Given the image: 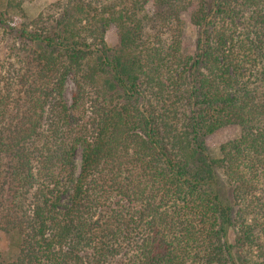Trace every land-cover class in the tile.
<instances>
[{
    "label": "trees",
    "instance_id": "1",
    "mask_svg": "<svg viewBox=\"0 0 264 264\" xmlns=\"http://www.w3.org/2000/svg\"><path fill=\"white\" fill-rule=\"evenodd\" d=\"M32 1L0 0V264H264V0Z\"/></svg>",
    "mask_w": 264,
    "mask_h": 264
},
{
    "label": "rangeland",
    "instance_id": "2",
    "mask_svg": "<svg viewBox=\"0 0 264 264\" xmlns=\"http://www.w3.org/2000/svg\"><path fill=\"white\" fill-rule=\"evenodd\" d=\"M57 0H33L30 3L26 4V7L28 8V11L31 12L32 16L37 15L40 11L45 10L48 5L55 2ZM197 28L192 25L191 23L186 24L185 32H184V44L185 47L190 48L193 50L195 48V43L197 39ZM0 33V56L2 57L4 55V52L6 50V44L4 43L3 38H1ZM107 41L110 46H113L117 40V31L115 28H111L106 35ZM74 90V84L69 79L66 83V88L64 92V98L67 102H71L72 99V93ZM238 134V129L234 126H228L225 128H222L215 133L207 136L206 142L207 146L210 148V150L213 153H217L220 145L231 139L234 138ZM80 163V154H78L77 157V164ZM67 197V196H65ZM232 239L234 238V234L231 233ZM0 255L6 260H13L18 255V248L14 244V242L11 240V238L6 234L4 231L0 230Z\"/></svg>",
    "mask_w": 264,
    "mask_h": 264
}]
</instances>
